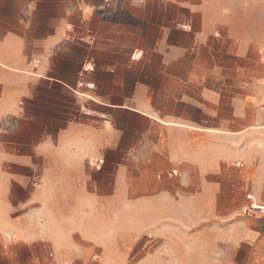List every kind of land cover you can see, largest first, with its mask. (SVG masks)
I'll return each mask as SVG.
<instances>
[{"label":"crops","instance_id":"obj_1","mask_svg":"<svg viewBox=\"0 0 264 264\" xmlns=\"http://www.w3.org/2000/svg\"><path fill=\"white\" fill-rule=\"evenodd\" d=\"M261 259L264 0H0V264Z\"/></svg>","mask_w":264,"mask_h":264},{"label":"built area","instance_id":"obj_2","mask_svg":"<svg viewBox=\"0 0 264 264\" xmlns=\"http://www.w3.org/2000/svg\"><path fill=\"white\" fill-rule=\"evenodd\" d=\"M30 64H31L34 68H37L38 65H39V60H37V59H36V60H31V61H30ZM248 198H250L249 195H248ZM258 211H259V210L256 209V208H254V207H251V208L248 209V212H249V213H252V214H256Z\"/></svg>","mask_w":264,"mask_h":264},{"label":"rangeland","instance_id":"obj_3","mask_svg":"<svg viewBox=\"0 0 264 264\" xmlns=\"http://www.w3.org/2000/svg\"><path fill=\"white\" fill-rule=\"evenodd\" d=\"M245 192H246V191H244V195H245ZM245 199H246V198H245ZM233 218H234V217H233ZM238 218H240V217H238ZM235 220H236V218H234L233 221H235ZM228 222H229V224H230V222H231V219H230V218L228 219ZM244 254L246 255V252H245ZM260 264H264V259H261V260H260Z\"/></svg>","mask_w":264,"mask_h":264}]
</instances>
